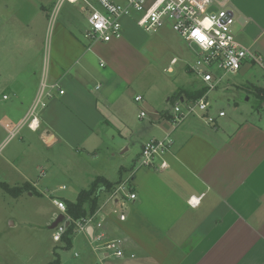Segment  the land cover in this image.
Wrapping results in <instances>:
<instances>
[{
  "label": "crops",
  "instance_id": "crops-1",
  "mask_svg": "<svg viewBox=\"0 0 264 264\" xmlns=\"http://www.w3.org/2000/svg\"><path fill=\"white\" fill-rule=\"evenodd\" d=\"M56 1L0 0V151L8 144L3 145L10 127L28 114L41 80L57 84L63 93L50 90L46 105L36 112L33 127L25 125L26 131L22 127L17 134L26 144L54 151H89L104 135L124 152L141 139L140 150L149 139L172 141L161 161L148 167L132 166L124 179L118 178L128 193L135 194L134 199L121 196L118 216L108 205L110 200L113 206L117 204L118 198L111 197V192H100L92 214L95 221L102 223L107 238L115 235L125 239L124 255L106 259L121 260L113 264H264L263 99L261 111L257 110L264 93L257 92L256 88L262 87L258 81L247 77L253 64L244 63L236 72V89L227 97L233 104L231 114H213L214 125L203 118L211 113L210 108L174 126L173 112L152 107L155 116L144 122L145 113L140 116L143 110L135 112L136 105L123 99L135 82L130 80L138 78L146 62L130 38H124L134 20L123 18L120 38L87 46L78 27L79 14L86 19L83 2L75 13L62 8L78 2H63L50 25ZM213 4L234 12L237 41L264 57V0H213ZM175 91L180 95L173 105L189 99L187 93L192 92L182 86L172 88L166 102ZM17 157L6 152L2 163L16 168ZM162 161L166 166L160 168ZM16 171L21 184L28 182L37 192L36 181L28 172ZM95 173L90 182L95 176L106 178ZM38 174L39 178L44 176ZM0 179L7 184L11 181L9 174L1 171ZM190 198L197 203L192 205ZM121 214L124 220L119 219ZM98 231L94 226L92 232ZM90 233H83L86 240ZM92 251L90 257L96 258L97 252ZM97 257L101 259V255Z\"/></svg>",
  "mask_w": 264,
  "mask_h": 264
},
{
  "label": "rangeland",
  "instance_id": "rangeland-1",
  "mask_svg": "<svg viewBox=\"0 0 264 264\" xmlns=\"http://www.w3.org/2000/svg\"><path fill=\"white\" fill-rule=\"evenodd\" d=\"M113 1L124 2V0ZM80 6H82V2H78L74 6L65 4L62 11L65 8H70L75 13ZM79 17L81 19L79 20V30L84 31L87 27L86 19L83 18L82 14H79ZM123 21L122 19L121 23ZM128 26L130 31L126 33L124 38H130L128 39L132 42L130 44L142 52L146 62L141 67L138 78L135 79V74L133 75L134 79L130 81L135 82L125 91L123 99L129 105H136L135 112L138 113L139 110H143L145 116L141 120L146 122L148 118L155 116L152 107L157 110L169 109L173 112L172 101L166 102L167 92L172 88L176 90L178 86H182L194 92L202 89L205 83L189 71L185 65L187 61L193 63L196 59L194 48H190L178 34L172 31L168 22H164L162 26L149 31L136 27L131 22ZM49 33L50 27L45 50L49 42ZM172 58H175L174 62H171ZM247 72V77H251L255 82L258 81V85L264 88V78L257 65L253 64ZM212 73L214 79L220 76L222 79L219 86L214 89L207 90L205 84L207 101L210 104L208 109L210 108L211 112L208 116L217 115L219 111H222L228 117L231 114L233 104L228 101L227 97L231 98L229 91L236 89L233 83L239 79L238 74L236 72H224L221 69L213 70ZM226 86L229 87L228 90L225 89ZM136 94L142 96L138 102L133 99ZM189 103L193 104L194 100L185 99L181 102L178 101L177 104L186 113V105ZM257 110H260V107ZM201 113L196 109L194 113L179 117L177 121H172V124L176 126L184 118H194ZM26 129L23 127L22 131L25 132ZM108 137L101 135L94 147L95 149L89 151L80 148H77L76 151L68 148L54 151L47 150L41 145L37 149L35 143L26 144V139L24 138L22 141L18 135L3 147L0 151V171L9 174L11 181L8 184L12 186L22 183L23 180L18 179L19 174L16 171L22 169L36 181L37 192L33 191L32 194L24 192L19 196H14L0 187V264H51V262L53 264H99L97 255L100 256L101 252L98 251L97 255L94 254L96 258L90 257L92 246L87 243L82 232L73 234L71 245L64 247L65 244L62 239L53 240L52 235L55 230L54 228L50 229L49 225L60 214L52 203V199H59L64 204L74 202L78 192L88 188L91 175L96 174L95 172H100L111 181H117L120 176L123 178L127 169L132 166V169L148 167L139 165L142 139L135 142L129 151L122 152L115 147L114 142ZM6 152H10L11 156H18L14 161L16 168L2 163L3 155ZM20 154H22L21 158L23 157V159H19ZM38 166L43 168L42 175L44 176L40 178L38 177ZM119 169H121V174ZM2 180L0 179V183L4 182ZM61 186L65 188L62 189ZM123 192H128V190L125 189ZM121 194L120 191L115 194L119 202L114 206L112 200L108 202V205H111L115 211L114 215L117 216L123 202ZM84 207L88 211L89 205L85 204ZM114 238H116L115 235L108 237V239ZM57 258L58 261L53 262ZM112 261L121 260L117 258L106 259L103 263L113 264Z\"/></svg>",
  "mask_w": 264,
  "mask_h": 264
},
{
  "label": "built area",
  "instance_id": "built-area-1",
  "mask_svg": "<svg viewBox=\"0 0 264 264\" xmlns=\"http://www.w3.org/2000/svg\"><path fill=\"white\" fill-rule=\"evenodd\" d=\"M83 2L86 11V25L82 37L90 46L97 42H109L122 36L123 25L121 20L125 17H131L135 24L146 31L156 29L168 22L172 31L178 34L191 48L195 50L196 59L193 63L187 61L186 66L194 75H197L207 87V90L216 88L222 79V76L214 79L213 70H224V72H237L244 63H252L260 67L264 78V57L255 51L240 44L233 31V24L236 22L234 12L229 8H215L213 0H124L123 3L113 0H57L52 14L50 24L54 21L55 14L60 5L65 2ZM205 21H213L210 28L205 27ZM200 31L207 39L205 42L195 34ZM208 41H211L209 44ZM172 59L171 62H174ZM100 66L103 63L100 61ZM56 89L60 94L63 90L57 84L47 85L45 80H41L36 99L30 107L28 114L14 127L8 130L7 137L3 145L13 139L23 126L33 127L36 121V112L40 107L46 105L45 99L50 97V90ZM6 97V96H4ZM136 101L142 99L140 95L134 97ZM208 108V101L205 95L194 103L186 105V113L183 112L178 104L173 107V121L184 117L187 114L194 113L197 109L205 112ZM219 116L224 115L222 111ZM144 116V112H140ZM204 120L211 125L215 124L213 116H204ZM36 126V124H35ZM6 127H8L6 125ZM172 141L170 138L149 139L141 147L139 154V165L153 166L156 161H161L163 156L169 152ZM166 162L162 161L159 167H165ZM40 174L43 170L40 169ZM126 186L119 184L111 197L117 192L128 199H134V193L123 192ZM189 202L194 205L197 201L192 198ZM52 203L63 215L62 221L54 228L52 235L54 241L61 239L69 224L73 225L74 233H87V242L92 246L95 252H101L99 264L108 257H122L124 255L123 244L125 239L116 237L108 239L102 230V223L95 221L93 215L74 220L66 212V205L59 199H52ZM124 214L119 216L124 220ZM94 226L99 230L92 232Z\"/></svg>",
  "mask_w": 264,
  "mask_h": 264
},
{
  "label": "trees",
  "instance_id": "trees-1",
  "mask_svg": "<svg viewBox=\"0 0 264 264\" xmlns=\"http://www.w3.org/2000/svg\"><path fill=\"white\" fill-rule=\"evenodd\" d=\"M207 88V87H206ZM206 88L198 89L194 92H188L187 96L189 99L197 100L202 97L206 93ZM257 92H263L264 88H256ZM257 93V94H258ZM180 95V91H175L173 95L170 97L171 101H176ZM260 97V96H259ZM264 96L259 98L258 105L259 107L262 103V99ZM119 185V180L113 182L107 180L103 176H95L94 179L90 182L88 188L81 189L76 197L74 202H66V212L70 215L74 220L81 219L86 217L88 214L92 215L98 207V197L101 191L112 192ZM0 187L4 188L6 192L19 196L22 192L34 191L33 187L28 183L24 182L21 185H9L5 182L0 183ZM88 204V211L85 209L84 205ZM74 234L73 225L69 224L66 228V231L62 234L61 239L64 242V247H69L71 245V237ZM58 261V258L53 262ZM51 264H53L51 262Z\"/></svg>",
  "mask_w": 264,
  "mask_h": 264
},
{
  "label": "water",
  "instance_id": "water-1",
  "mask_svg": "<svg viewBox=\"0 0 264 264\" xmlns=\"http://www.w3.org/2000/svg\"><path fill=\"white\" fill-rule=\"evenodd\" d=\"M63 219V215L62 214H58L57 217H55V219L52 221V223L49 225V228H55Z\"/></svg>",
  "mask_w": 264,
  "mask_h": 264
},
{
  "label": "snow or ice",
  "instance_id": "snow-or-ice-1",
  "mask_svg": "<svg viewBox=\"0 0 264 264\" xmlns=\"http://www.w3.org/2000/svg\"><path fill=\"white\" fill-rule=\"evenodd\" d=\"M197 35V37L201 40V42H205L206 41V37L204 35H202L200 33V31L197 30V32L195 33Z\"/></svg>",
  "mask_w": 264,
  "mask_h": 264
},
{
  "label": "clouds",
  "instance_id": "clouds-1",
  "mask_svg": "<svg viewBox=\"0 0 264 264\" xmlns=\"http://www.w3.org/2000/svg\"><path fill=\"white\" fill-rule=\"evenodd\" d=\"M212 23H213V21H205V22H204V24H205V27H208V28H210V27H211ZM208 43L210 44V43H211V41H208Z\"/></svg>",
  "mask_w": 264,
  "mask_h": 264
}]
</instances>
